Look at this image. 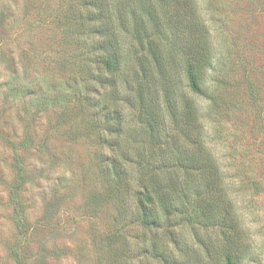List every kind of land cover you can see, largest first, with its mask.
Masks as SVG:
<instances>
[{
  "label": "trees",
  "instance_id": "16d2710c",
  "mask_svg": "<svg viewBox=\"0 0 264 264\" xmlns=\"http://www.w3.org/2000/svg\"><path fill=\"white\" fill-rule=\"evenodd\" d=\"M63 1L53 19L26 23H54V39L42 51L18 40L17 76L0 89L23 131L16 145L0 134L17 185L39 179L27 156L68 160L80 143L110 213L100 238L107 264H243L251 252L224 183L226 156L213 145L242 103L218 75L207 94L215 62L197 0ZM175 74L208 105L181 94ZM216 227L215 239L202 232Z\"/></svg>",
  "mask_w": 264,
  "mask_h": 264
},
{
  "label": "rangeland",
  "instance_id": "374dc122",
  "mask_svg": "<svg viewBox=\"0 0 264 264\" xmlns=\"http://www.w3.org/2000/svg\"><path fill=\"white\" fill-rule=\"evenodd\" d=\"M197 3L210 29L215 62V67L206 73L210 87L207 94L218 85L219 78L214 81L218 75L222 83L227 81V98L242 103L223 120L226 123L222 136L213 145L222 159L226 156L229 169L224 168V183L232 192L236 215L251 252L243 254V264H264V0ZM65 6L63 0H0V89L9 77L17 76L21 54L17 51L18 40L25 48L30 45L42 51L54 39V23L47 31L44 27L30 30L26 23L40 20L43 24ZM216 58L222 60L219 65ZM174 81L181 94L208 105L205 97L189 92L182 75L175 74ZM0 92V134L16 145L17 135L21 137L23 132L22 128L17 129V105H2L5 90ZM69 148L72 157L65 160L66 155L61 153L62 158L58 156V161L50 164L27 156L39 179L17 185L11 148L0 144V264L108 263L110 252L101 248L100 238L101 227L110 213L99 196L89 149L80 143ZM239 171L250 175L242 186L244 180L240 177L245 174ZM215 229L202 232L215 239L218 228Z\"/></svg>",
  "mask_w": 264,
  "mask_h": 264
}]
</instances>
